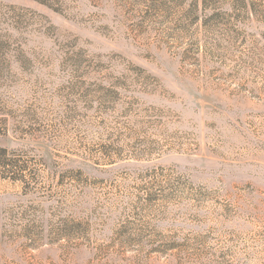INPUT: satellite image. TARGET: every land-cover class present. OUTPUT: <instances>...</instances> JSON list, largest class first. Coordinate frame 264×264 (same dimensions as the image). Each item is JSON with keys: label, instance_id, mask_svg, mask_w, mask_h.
I'll use <instances>...</instances> for the list:
<instances>
[{"label": "rangeland", "instance_id": "rangeland-1", "mask_svg": "<svg viewBox=\"0 0 264 264\" xmlns=\"http://www.w3.org/2000/svg\"><path fill=\"white\" fill-rule=\"evenodd\" d=\"M0 264H264V0H0Z\"/></svg>", "mask_w": 264, "mask_h": 264}]
</instances>
